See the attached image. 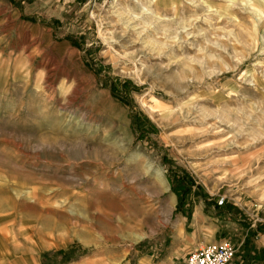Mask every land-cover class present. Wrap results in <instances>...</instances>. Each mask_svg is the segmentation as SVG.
<instances>
[{
    "label": "rangeland",
    "instance_id": "374dc122",
    "mask_svg": "<svg viewBox=\"0 0 264 264\" xmlns=\"http://www.w3.org/2000/svg\"><path fill=\"white\" fill-rule=\"evenodd\" d=\"M223 240L264 257V0H0V264Z\"/></svg>",
    "mask_w": 264,
    "mask_h": 264
},
{
    "label": "built area",
    "instance_id": "2783aa9c",
    "mask_svg": "<svg viewBox=\"0 0 264 264\" xmlns=\"http://www.w3.org/2000/svg\"><path fill=\"white\" fill-rule=\"evenodd\" d=\"M112 3L119 0H105ZM225 202V197L216 201L218 207ZM236 254L235 245L227 240L206 243L186 253L182 264H230Z\"/></svg>",
    "mask_w": 264,
    "mask_h": 264
},
{
    "label": "crops",
    "instance_id": "0c3cea01",
    "mask_svg": "<svg viewBox=\"0 0 264 264\" xmlns=\"http://www.w3.org/2000/svg\"><path fill=\"white\" fill-rule=\"evenodd\" d=\"M244 237H247V235H245ZM255 238L260 239V234L257 233ZM263 243H260L257 247V255L259 256V250L261 247H263ZM254 256H256L254 253L252 255H246V259H244V261H241L240 264H264V257L263 258H254ZM146 260V259H145ZM140 262V260H139ZM145 263V262H144ZM144 263H137V264H144Z\"/></svg>",
    "mask_w": 264,
    "mask_h": 264
},
{
    "label": "bare ground",
    "instance_id": "6f19581e",
    "mask_svg": "<svg viewBox=\"0 0 264 264\" xmlns=\"http://www.w3.org/2000/svg\"><path fill=\"white\" fill-rule=\"evenodd\" d=\"M120 1V0H119ZM116 2H118V1H115V3ZM158 107H160V106H158ZM153 172V174H154V178H155V180L157 181V183L159 184V186H161V185H163V177H162V174H161V171L160 170H153L152 171ZM171 204H172V202H171Z\"/></svg>",
    "mask_w": 264,
    "mask_h": 264
},
{
    "label": "trees",
    "instance_id": "16d2710c",
    "mask_svg": "<svg viewBox=\"0 0 264 264\" xmlns=\"http://www.w3.org/2000/svg\"><path fill=\"white\" fill-rule=\"evenodd\" d=\"M214 207L217 208V205H215Z\"/></svg>",
    "mask_w": 264,
    "mask_h": 264
}]
</instances>
